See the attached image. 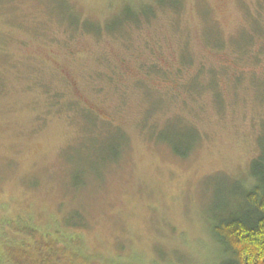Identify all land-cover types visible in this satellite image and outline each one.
<instances>
[{
	"label": "rangeland",
	"instance_id": "1",
	"mask_svg": "<svg viewBox=\"0 0 264 264\" xmlns=\"http://www.w3.org/2000/svg\"><path fill=\"white\" fill-rule=\"evenodd\" d=\"M125 1L155 3L0 0V249L25 238L15 229L45 235L59 227L63 237L80 235L74 249L97 264L211 258L208 219L230 200V186L244 183L264 135V64L240 62L241 79L228 69L212 86L206 69L196 94L184 84H194L198 62L212 68L229 59L255 19L264 30V0H182L179 13L156 6L138 27L118 22ZM82 18L101 31H84ZM215 40L225 45L221 55L205 47ZM183 51L192 67L178 87L138 69L145 61L175 70ZM110 71L121 79L106 82ZM42 86L62 93L57 107ZM73 99L101 121L69 112ZM152 112L157 133L145 127ZM74 213L82 227L66 226ZM67 254L56 249L45 259L81 264Z\"/></svg>",
	"mask_w": 264,
	"mask_h": 264
},
{
	"label": "trees",
	"instance_id": "2",
	"mask_svg": "<svg viewBox=\"0 0 264 264\" xmlns=\"http://www.w3.org/2000/svg\"><path fill=\"white\" fill-rule=\"evenodd\" d=\"M129 2H123L124 7L121 14L117 16V20L119 23L125 22L135 27L141 25L143 20L148 22L151 16L156 13V6L161 9L168 7L172 12L179 13L183 5L182 0H155L154 5L145 3L142 4V8H135ZM251 17L253 19V16ZM257 21H259L258 18L254 20L257 23V26L253 27L254 31L243 34L244 42L238 43L237 46L234 45L233 50L230 52V58L223 59L219 67L206 68L202 62H198L196 66L197 71L195 76H193L194 84L185 83L184 90H192L193 94L198 93L194 90L196 86L202 89V76L203 71L206 69H209L216 79L214 83H210V86H212L217 84L218 74L228 69L234 70V77L237 80L241 79V74L235 73L236 68H241L240 62H244L246 64L244 67H248L251 70L261 67L264 64V30L258 26ZM81 27L84 31L90 33L101 31L95 23H89L85 18L81 19ZM108 29L107 27L106 31ZM217 31L220 33L218 29ZM217 31L215 36H218ZM205 47L219 55L223 54L225 50V45L218 40L206 44ZM182 54L183 57L180 59L181 61L175 70L162 64L159 66H155L154 63L147 65L145 61L139 63L138 69L146 73H153V75H162V77L169 79V85L178 87L186 79L184 78V73H187L188 69L192 67V59L189 52L183 51ZM115 73L116 71H110L102 77L105 78L106 82L113 83L118 78L121 79ZM172 76H175L174 79ZM40 85L42 84L40 83ZM211 88L216 92L214 87ZM41 89L50 105L57 107L62 93L47 89L45 86H42ZM68 104L69 112H76L83 118L86 115L88 116L87 118L94 122L101 121L102 116L96 113L97 109H91L89 105L80 104L74 99L70 100ZM152 114L153 112L150 114V118L148 117L145 120V127L151 133H157L160 127H158L155 119H152ZM110 121L111 123L107 119L103 120L109 127H113L112 129L116 134L119 135L124 132L119 125L112 126L114 123L112 120ZM94 129H96L94 126L90 127L88 132H92ZM194 133L196 134V130H194ZM114 153L118 154V151ZM249 167L250 171L246 175L244 183H236L233 187L230 186V200L217 202V206L211 213V219H208L210 226L209 238L212 242L213 254L207 261V264H264V135L259 137L258 152L250 159ZM81 221V215L75 214L74 216L70 214L66 221V226L72 228L82 227L85 223ZM15 230L26 231L24 234L25 238L20 241L12 240L9 250L5 246L0 249V261L5 264L11 262L6 261V258L13 260L15 264H35L34 262L53 264L48 259H45V256L49 255L52 257V253L56 249L64 253L69 252L70 254H67V257L79 260L81 264H97L98 260L95 257L93 258L90 254L85 255L81 249H74V247L80 246V235L74 231L66 232L68 236L63 237V231L59 227L54 230L53 234L46 233L45 235L39 233L37 230ZM36 239L37 241H35ZM56 243H60L61 246L57 248ZM64 243L70 248L69 250H67L68 247L62 245ZM63 248L65 249L63 250ZM2 257H6L5 260H2ZM162 259L166 260L163 264H187L186 261H188V257L187 259L179 257L174 263L169 258L163 257ZM117 262L118 260L108 259L106 263L112 264ZM126 264L133 263L126 262ZM154 264L157 263L154 262Z\"/></svg>",
	"mask_w": 264,
	"mask_h": 264
}]
</instances>
